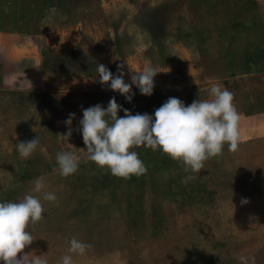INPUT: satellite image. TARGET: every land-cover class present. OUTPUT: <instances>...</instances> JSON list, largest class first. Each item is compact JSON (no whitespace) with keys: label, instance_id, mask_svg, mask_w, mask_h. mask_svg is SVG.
<instances>
[{"label":"rangeland","instance_id":"rangeland-1","mask_svg":"<svg viewBox=\"0 0 264 264\" xmlns=\"http://www.w3.org/2000/svg\"><path fill=\"white\" fill-rule=\"evenodd\" d=\"M127 62L163 70L152 95L133 85L129 102L98 82L103 63L114 74L123 64L131 83ZM212 83L234 94L240 142L195 180L182 182L183 164L159 148L135 149L147 167L139 176L87 160L83 108L115 96L152 114L169 97L208 98ZM36 137L21 158L17 143ZM61 150L80 159L69 176L56 170ZM37 177L57 200L43 201L18 256L57 264L76 236L92 245L76 264H264V0H0V200L21 199Z\"/></svg>","mask_w":264,"mask_h":264},{"label":"clouds","instance_id":"clouds-1","mask_svg":"<svg viewBox=\"0 0 264 264\" xmlns=\"http://www.w3.org/2000/svg\"><path fill=\"white\" fill-rule=\"evenodd\" d=\"M128 63V62H127ZM131 83L124 78V65L114 74L105 64L97 63L98 82L118 91L129 102L132 86L141 94L152 95L154 77L161 71L157 66L145 64L138 70L128 63ZM197 83V82H196ZM198 84V83H197ZM208 98L194 99L186 104L178 97H169L154 113L132 112L118 104L115 96L107 107L101 103L83 108L78 131L82 134L87 151V160L105 168L112 175L127 178L142 175L147 167L135 149L143 146L168 154L181 162L187 176L182 182L195 180L194 174L204 169V162L219 155L225 145L235 152L240 142V115L234 103V94L220 83H212L207 89ZM123 110L125 115L118 113ZM75 113L65 120L71 125ZM72 129L66 137L69 139ZM38 138L17 143L21 158L27 159L36 150ZM80 164L78 155L72 150H61L56 154V170L62 176L75 173ZM57 195L49 191L43 177H37L30 192L17 201L0 200V264H49L42 254L21 253L35 239L30 225L40 221L45 213L43 201L55 202ZM246 203L247 201H242ZM68 248L57 264H76L74 256H83L92 245L72 236ZM240 264H255V257L238 256Z\"/></svg>","mask_w":264,"mask_h":264}]
</instances>
